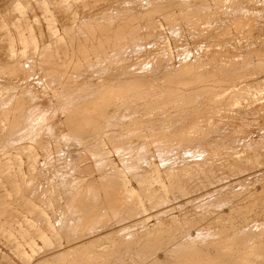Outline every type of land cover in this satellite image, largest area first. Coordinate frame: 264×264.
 <instances>
[{
	"label": "rangeland",
	"instance_id": "rangeland-1",
	"mask_svg": "<svg viewBox=\"0 0 264 264\" xmlns=\"http://www.w3.org/2000/svg\"><path fill=\"white\" fill-rule=\"evenodd\" d=\"M172 1L167 0L160 6L154 4L148 10L149 15L144 14L143 7L128 8L131 10L130 14L121 21L120 18L115 19L112 13L115 10L111 9L104 15H95L94 12L99 8L95 4L108 3L109 0H0V55L5 56L11 51L14 53L11 65H0V73L10 74L8 80L0 76V95L4 96L7 93L5 90L10 86L12 93L15 83H18L26 86L24 89L26 92L36 94L38 100L46 99L52 107L54 104L60 105V98L58 99L57 95L61 85H45L38 77L41 69L53 64L68 67L66 78L71 82L69 89L72 92L65 96L67 98L79 97L77 91L80 90L93 92V86L99 80L102 81L103 86L112 85L114 90L110 101L99 103L98 107L102 111L96 114L99 116L104 113V115L95 119L93 124L99 125L85 135L87 142L82 145L91 156L90 164L93 166V172L91 175H78V172H74V189L63 183L68 169L61 167L62 161L55 158V143L51 136L44 134L27 138V146L31 147L29 152L10 148L0 142V264H40L43 260L41 259L43 252L60 250L73 245L75 240L79 241L77 236L90 231V222L84 226H80L76 221L72 223L71 220L76 217L78 208V201L74 196L95 190L102 199L105 191L102 190L104 179H107L106 192L113 190L117 202L113 208L103 205V213L110 218L109 224L116 219H123V222L122 220V223L120 222L122 227L115 230L114 235L122 234V229L127 225L138 223L136 227H132L131 233H153L156 235L152 237L154 245L159 246L180 231L187 233L191 232L192 228L196 229L212 223L208 226L207 232L212 233L213 239L197 241L195 245L198 250L212 248L218 253H228L224 254V257L231 255L233 261L225 264L264 263V235L247 239L246 246L241 249L236 248L234 244L236 238H234L232 249L223 251L217 239L216 223L206 221L212 210H215L213 201H209V197L195 198L196 203L192 201L193 205L192 202L182 201L184 197L185 200L187 198L183 190L191 192L190 194L188 192V195H194L196 193V191L192 193L194 189L198 191L199 188L200 192H203L205 189L217 188L219 191L215 189L217 192L214 194L216 200L222 198L220 192H223V195L230 196L233 202L236 199L235 203L238 204V200L239 202L243 200L248 196L247 192L254 189L252 187L249 189L253 183L254 186L256 185L255 188L264 185L262 181L264 176L260 174L261 179L254 178L256 181L252 179L248 186L243 187L248 188L249 191L248 189L240 191L239 188L224 193L228 188H224V181H227L226 177L229 176L225 174V177L220 167L215 170L222 171V177L218 170H210L213 158L218 157L222 148V137L211 132L217 126V116L222 110L204 106L197 110L186 105L182 93L187 92L189 87L182 86L178 90L182 84L171 82L163 72L154 75L160 64V60L156 58L143 57L135 62L138 72H142L141 76L152 80L148 84L135 85L134 76L129 82L128 80L124 82L123 79L120 81L110 75L104 76L107 73L112 74V70L109 69L111 63L109 68L108 64L105 65L107 72L103 75L98 76L97 79L93 76L95 80L93 77L91 81L70 77L74 75L71 68L91 66L89 62L95 58L93 51L97 48V45L92 46L90 51L82 56L80 52L76 53V41L72 36L77 37L78 32L91 31L101 26L109 27L111 30L106 34L105 45H112L120 40L113 38L118 34L114 29L120 24L138 28L134 32L140 35L142 28L147 25L141 20L150 19L151 24L159 27L162 33H168L169 40V31L174 25L193 29L208 23L209 14L205 16L202 12L203 8L195 4L200 0H181L182 6H168L167 4ZM237 19L242 27L239 31L242 32L244 18L238 16ZM48 22H51L55 29L54 35L47 30ZM37 29L41 32V39L38 38ZM106 37L100 38L97 43L100 44ZM244 40L243 38L241 41ZM169 44H173L171 37ZM22 49L25 52L23 57L18 55ZM31 69L33 72L28 78ZM250 79L245 80L249 82ZM117 84H121V87H116ZM98 91L101 92L100 89ZM240 95L243 97L240 107L245 106L248 116L246 114L243 117L244 114H240V118L238 114V119L237 113H233L234 116L236 115V120L238 119L236 121L238 125L233 124L229 129L239 130L249 122L251 126L257 125L249 126L253 129L250 133L255 131L257 136H262V132L257 134L256 129L263 120L253 113V108L264 104V91L242 92ZM128 99L137 102V110L134 106L133 109L132 105L125 107L128 104L124 100ZM87 100L91 99L78 101L73 112H81L77 108ZM26 105L22 98L17 102L10 100L8 110L0 112V123L5 124L6 130L8 127L12 129L13 124L20 122L19 119L13 118V114L17 113L18 108ZM23 110L26 113L25 108ZM45 113L55 115V118L46 117L38 119V122L54 124L65 140L77 137L65 132L63 128L65 114L59 107ZM89 113L94 111L90 110ZM125 114H131L134 118H122ZM242 117L246 118L242 119ZM250 128L248 130H251ZM102 131H105V135L100 134ZM191 135L203 140L200 144L202 155L194 158L190 153H185V157L182 158L183 154L178 152L177 148L184 145L188 148ZM250 135L249 137L255 140V133L254 136ZM18 160L21 163L20 169L17 168ZM74 167L76 168L77 165ZM92 175L97 181L94 186L88 188ZM213 178L217 180L213 181ZM257 180H261L263 184ZM195 181L197 185L194 184ZM190 184L192 186L194 184L193 188ZM195 185L198 188H195ZM198 185L203 186V190ZM32 190L40 191V195L33 201H27L26 196ZM259 191L263 192L264 189ZM198 192L197 195L200 194ZM237 192L239 196L244 193L243 198L241 196L234 198ZM242 203L241 205L245 204ZM217 207L216 209L219 210L224 208ZM66 218H70L68 226L62 224L63 219ZM72 234L80 235L71 237ZM87 236L83 237L86 239ZM106 242L107 239L98 238L93 244L74 246L79 250L76 249L75 256L78 260L75 264L84 263L82 258L86 252L107 249ZM99 245L101 246L98 247ZM248 257L250 261L247 260Z\"/></svg>",
	"mask_w": 264,
	"mask_h": 264
},
{
	"label": "bare ground",
	"instance_id": "bare-ground-1",
	"mask_svg": "<svg viewBox=\"0 0 264 264\" xmlns=\"http://www.w3.org/2000/svg\"><path fill=\"white\" fill-rule=\"evenodd\" d=\"M166 1L109 0L108 3L98 2L95 4L99 8L94 13L97 16H101L106 14L110 9L115 10L112 12L115 19L120 18L119 20L122 21L130 14L131 10L128 8L143 7L145 9L144 14L149 15L148 10L150 7L154 6V4L160 6ZM195 4L203 8L202 12L205 16L209 14L208 23L196 26L193 29L180 28L181 26L178 24L174 25L169 31L173 44H169L170 37L168 35V40V33H162L159 27L151 24L150 19L141 20L147 23V25L142 28L140 35L134 32L138 28L120 24L114 29L118 34L113 37L120 38V40L112 45H105L107 41L106 34L111 30L109 27L101 26L91 31L78 32L77 37L75 35L72 36V39L76 41V53L80 52L82 56L90 51L92 46L97 45V48L93 51L95 58L89 62L91 66L71 68V72L74 75L70 77L72 79L91 81V77L96 76L95 79H97L98 76L107 72L105 65L108 64L107 67L109 68V63H111L109 69L112 70V74L107 73L104 76L110 75V77H115L120 81L123 79L124 82L127 80L128 82L131 81L134 76L136 77L134 81L135 85L137 83L148 84L152 80L141 76L142 72H138L135 62L143 57L160 60V64L153 74L156 75L163 72L166 75L165 77L169 78L171 82L182 84L178 87V90L182 86L189 87L187 92L182 93L183 101L186 105L197 110L201 106L216 107L222 110L220 115L217 116L215 130L211 131L212 134L222 137V148L218 157L213 158L210 170L213 171V169L215 170V168L220 167V170H223L222 174H226L231 178L229 179L225 175L227 181L223 180L225 182V187H223L225 189L228 188L224 193L236 191L239 188L241 191V189H244L243 187L248 186V183L252 179L256 181L254 178L261 179L259 177L260 174V176H264V104L261 107L253 108V113L259 115V118L263 120L256 129L257 134L262 132V136H257L254 131L251 133H255V140L249 137L250 131L253 130L249 127L252 125L248 124L249 122L239 130L229 129L233 124L238 125L236 123L239 119L238 114L240 118L243 114V117L246 114L248 116L245 106L240 107L242 104L241 99L243 98L240 94L242 92L264 91V0H200L196 1ZM167 5L182 6L183 2L181 0H173L172 3H168ZM238 16L244 18L242 32L239 31L242 27L238 22ZM47 21L49 20L47 19ZM46 27L48 32L54 35L55 29L52 27V23L48 22ZM37 30L38 38L41 39V32L39 29ZM103 37L106 38L100 44L97 43ZM243 38L245 40L241 41ZM170 46H173L172 50ZM13 54L11 51L5 56L0 55L2 56L0 58V65H11ZM24 54V49L18 52V55L22 57ZM67 71V66L53 64L41 69L38 76L45 85H61V90L58 92L59 97L57 95V98H60V105L54 104V107H52L48 100H38L36 94L26 92L24 90L26 86L24 87V85L18 83H15L14 88L17 89L14 90L13 88L12 93L10 86L5 90L7 93L4 96L0 95V112L8 110L7 106L10 100L11 102H17L22 98L27 104L25 107L18 108L17 113L13 114V118L19 119L20 122L13 124L12 129L8 127L6 130L5 124L0 123V142L10 148L29 152L31 147L27 146V138L31 139L32 136L44 134L51 136L52 141L55 143V158L62 161L61 167L68 169L63 183L70 189H74V172H78V175H91L93 172V166L90 164L91 156L82 145L87 142L85 135L98 127V123L93 124L95 119L104 115V113L99 116L96 114L102 111L98 107L99 103L110 101L114 95V90L112 89V85L103 86L102 81L99 80L94 84L93 92L91 90H80L77 91L79 97L67 98L65 96L72 92L69 89L71 82H68L66 78ZM32 72L33 69L29 71L28 78ZM9 75V73H6V75L0 73V76L6 80L9 79ZM246 78L251 79L247 82ZM115 86L121 87V84ZM99 89L101 92L98 91ZM52 95L55 96L56 94ZM85 99L91 100L84 101L85 103L77 108L81 112H73L78 101L82 102ZM124 102L128 104L125 107L132 105V108L133 106L138 108L137 102L132 99L124 100ZM57 107L65 114L63 127L65 132L77 136L75 139L65 140L61 137L59 129L55 128L54 124L38 122V119L46 117L55 118V115L45 112L52 111ZM24 108L26 113L23 112ZM90 110L94 111V113H89ZM233 113H237V116L235 115L238 118L237 120ZM243 117L242 119L246 118ZM122 118L133 119L134 116L125 114L122 115ZM247 127L251 130H248L249 128L247 129ZM100 134L105 135V131H102ZM253 134L251 135L254 136ZM201 141L203 140L191 135L190 141H188L189 147L186 148L184 145L177 148V150L179 149L178 152L183 154L182 158L185 157V153H190L194 158H197V156L202 155ZM75 165H77L76 168L74 167ZM20 167L21 163L18 160L17 168L20 169ZM216 170H218L221 176L222 171ZM220 176L219 179L222 177ZM232 176H235V178H232ZM216 180L213 178V181ZM96 181V177L92 175L89 179L88 188L94 186ZM106 181L107 179L103 180L102 190L105 191L103 192L102 199H100L101 197L95 190L74 196L78 201V208L76 217L71 221L72 223L76 221L80 226L87 225L90 222V231L81 235L72 234L71 237L80 235L77 236V239L79 238L80 240H75L76 242L74 241L73 245H68L60 250H47L43 252L41 257L43 260L40 264H75L78 260L77 256H75L78 247L74 246L93 244L98 238L107 239L106 246L108 248L86 252L84 258H82L84 260L83 264H225L226 262L233 261L231 255L224 257V254L228 253H218L212 248L210 250L197 249L195 245L197 241L213 239L212 233L207 232L208 226L212 223L203 225L200 228L197 227L198 229L192 228L191 232L180 231L178 234L169 237L168 241L159 246L154 245L152 237L156 235L153 233H131L132 227L138 223L127 225L122 229V234L114 235V231L122 227L120 224L123 222V219H116L115 221L117 222L112 221L109 224L110 218L103 213V205L113 208L117 202L113 190L106 192L108 189ZM257 181L263 184L260 182L261 180ZM262 181L264 182V180ZM201 182L204 183L202 180ZM194 184H196V181ZM190 185L192 186V184ZM196 185L195 188L197 187ZM203 186L206 187V185ZM203 186H200L202 190ZM255 186L253 183L249 187V189L251 187L254 188L250 189L251 191L247 188L249 192H245H247L248 196L246 195L247 197H244L240 202L237 199L238 204L235 203L236 199H234L241 196H239L238 192V196L236 194L234 198L232 197L234 194L231 195L234 202L230 199V196H224L223 192H220V194L222 193V198L216 200L217 198L214 197V194L218 189L206 190L205 187V191L203 190V192H200V189L197 187L200 192L198 195V191L195 189H192V193L196 191V193L194 192L195 194L193 193L194 195H188L189 191L183 190V193L187 194V198L185 200L184 197L182 201H194L196 203L195 198L202 197L201 199H203V197H209V201H213L212 203H214L215 210H212V214L206 221L216 223L217 239L221 243V249L223 251L232 249L234 238H236L234 243L236 248L241 249L246 246L245 241L247 239L264 235V191H259L264 189V185L256 188ZM220 187L222 189L221 185ZM189 190L191 191V187ZM243 194L242 196H244ZM38 195H40V191L32 190L27 194L26 200L33 201L37 199ZM242 196L241 198H243ZM100 201H104L105 203ZM241 203L245 205V208L242 207ZM237 205L241 206L237 208ZM216 206H218L217 208L220 206V208H224L219 210L216 209ZM69 223L70 218L63 219L62 224L68 226ZM85 235H88L86 239L83 237ZM213 244L215 246V243ZM190 245L195 246L190 248ZM247 260L250 261V257Z\"/></svg>",
	"mask_w": 264,
	"mask_h": 264
}]
</instances>
